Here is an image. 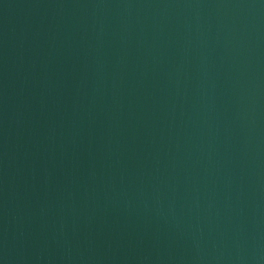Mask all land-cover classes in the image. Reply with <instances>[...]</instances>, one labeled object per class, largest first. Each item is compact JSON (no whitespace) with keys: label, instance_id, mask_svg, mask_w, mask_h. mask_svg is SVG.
<instances>
[{"label":"water","instance_id":"95a60500","mask_svg":"<svg viewBox=\"0 0 264 264\" xmlns=\"http://www.w3.org/2000/svg\"><path fill=\"white\" fill-rule=\"evenodd\" d=\"M0 264H264V0H0Z\"/></svg>","mask_w":264,"mask_h":264}]
</instances>
